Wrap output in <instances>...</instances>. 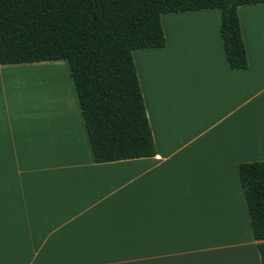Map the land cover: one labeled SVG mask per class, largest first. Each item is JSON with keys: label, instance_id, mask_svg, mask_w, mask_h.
<instances>
[{"label": "crops", "instance_id": "obj_1", "mask_svg": "<svg viewBox=\"0 0 264 264\" xmlns=\"http://www.w3.org/2000/svg\"><path fill=\"white\" fill-rule=\"evenodd\" d=\"M237 15L245 69L217 7L162 13L165 45L132 51L153 156L94 160L66 60L0 64V264H261L238 164L264 160V3ZM59 60L67 113L24 105L23 71Z\"/></svg>", "mask_w": 264, "mask_h": 264}, {"label": "trees", "instance_id": "obj_2", "mask_svg": "<svg viewBox=\"0 0 264 264\" xmlns=\"http://www.w3.org/2000/svg\"><path fill=\"white\" fill-rule=\"evenodd\" d=\"M264 0H0V64L66 60L96 162L153 156L132 51L165 45L164 12L220 8L231 68L248 67L237 7ZM238 174L264 264V160Z\"/></svg>", "mask_w": 264, "mask_h": 264}, {"label": "rangeland", "instance_id": "obj_3", "mask_svg": "<svg viewBox=\"0 0 264 264\" xmlns=\"http://www.w3.org/2000/svg\"><path fill=\"white\" fill-rule=\"evenodd\" d=\"M48 64H53V65H50L49 67H46V66L37 67V68L29 69V70L25 69V71H23L21 76L23 77L22 79H25L26 81L21 80V83L23 84L24 88H25V85L27 86V84L30 86L29 93L26 92L27 90L26 91L21 90V96H22L23 103L24 105H27L30 109H37V112H40V110H50L48 112H51L53 114H66L67 110H65V103H66L65 101H67L66 96L68 94L66 93V91H64L61 84L64 83L65 80L67 79L68 72L66 73V67L64 66V64L66 66L67 64L63 60H59L55 63H48ZM54 66L56 67L54 68ZM67 69H68V66H67ZM34 70H37V71L35 72ZM38 71L45 78H54L53 80L54 82L51 84V88L44 87L42 83L38 81L40 77H37L35 74ZM61 88L63 91L62 93H61ZM60 93L62 94V97ZM50 94H51V101H50ZM53 104H56L54 105L55 109L51 107V105ZM252 249H255V251H257L254 246ZM241 251L242 252L244 251L245 253H240ZM241 251L236 252L237 254L235 256H233L232 254L231 255H221L219 259H213V262H217V264L224 263V261H235L236 263H239L241 262V259L252 261V255L254 254L253 251H251L250 253L247 252L248 249L241 250ZM247 256H250V257H247Z\"/></svg>", "mask_w": 264, "mask_h": 264}, {"label": "bare ground", "instance_id": "obj_4", "mask_svg": "<svg viewBox=\"0 0 264 264\" xmlns=\"http://www.w3.org/2000/svg\"><path fill=\"white\" fill-rule=\"evenodd\" d=\"M38 70H40V69H38ZM34 71L36 72L37 70H34ZM28 74H30V73H28ZM35 74H36L37 77H40L38 79V81H40L44 87L51 88V84L54 82L53 81L54 78H45V77L42 76V74L39 71L37 73H35ZM247 252L250 253V251H247ZM247 257H250V256H247Z\"/></svg>", "mask_w": 264, "mask_h": 264}]
</instances>
